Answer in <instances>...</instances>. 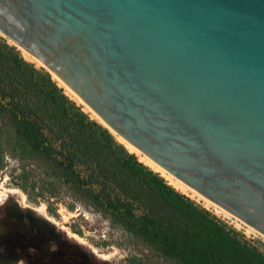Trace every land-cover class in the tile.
Wrapping results in <instances>:
<instances>
[{
	"label": "water",
	"instance_id": "1",
	"mask_svg": "<svg viewBox=\"0 0 264 264\" xmlns=\"http://www.w3.org/2000/svg\"><path fill=\"white\" fill-rule=\"evenodd\" d=\"M0 32L264 235V0H0Z\"/></svg>",
	"mask_w": 264,
	"mask_h": 264
},
{
	"label": "trees",
	"instance_id": "2",
	"mask_svg": "<svg viewBox=\"0 0 264 264\" xmlns=\"http://www.w3.org/2000/svg\"><path fill=\"white\" fill-rule=\"evenodd\" d=\"M0 126L95 210L177 264H264L243 234L143 163L0 36Z\"/></svg>",
	"mask_w": 264,
	"mask_h": 264
},
{
	"label": "rangeland",
	"instance_id": "3",
	"mask_svg": "<svg viewBox=\"0 0 264 264\" xmlns=\"http://www.w3.org/2000/svg\"><path fill=\"white\" fill-rule=\"evenodd\" d=\"M0 36L14 44L1 32ZM77 103L99 121L82 103ZM10 188L21 190L25 197L8 191ZM186 195L243 234L264 254L261 234L248 230L229 212L226 214L203 200ZM41 205L45 209L42 214L36 209ZM19 263L177 264L162 258L139 238L95 210L60 179L54 169L30 150L19 147L12 133L0 126V264Z\"/></svg>",
	"mask_w": 264,
	"mask_h": 264
},
{
	"label": "bare ground",
	"instance_id": "4",
	"mask_svg": "<svg viewBox=\"0 0 264 264\" xmlns=\"http://www.w3.org/2000/svg\"><path fill=\"white\" fill-rule=\"evenodd\" d=\"M8 39L11 40L10 38H8ZM16 46H18L22 50L24 56H26L27 58L33 60L34 62H36V63H38L40 65H43L48 71H50L51 74H52V76L58 80V83L61 86H64L65 87L66 92H68V94H70V96H72L74 100H77L79 103H82L84 105V108L87 111H89L94 117H96L100 122H102L104 124V126H107V124L104 122V120L86 102H84V100L81 97H79L67 84H65L63 82V80L59 76H57L54 72H52L51 70H49L45 66L44 63H42L38 58H36L31 53H29L27 50L23 49L19 45H16ZM107 127H108V129L112 133H114L116 135L118 141L122 142L127 147L128 150H130L131 152H134L136 155H138L139 159L143 163H145L146 165H148L153 170L159 172L169 182V184H171L174 188H176L177 190L182 191V192H184V193H186V194H188L190 196H193L195 198H198L200 200H203V202H205L207 205H213L215 208H217L218 210H221V211L225 212L226 214L228 213L225 209H223L222 207L218 206L217 204H215L214 202H212L211 200H209L205 196L201 195L196 190H194L193 188H191L190 186H188L186 183H184L183 181H181L180 179H178L176 176H174L173 174H171L170 172H168L167 170H165L163 167H161L159 164H157L155 161H153L151 158H149L145 153H143L141 150H139L134 145H132L131 143H129L122 136H120L119 134H117L112 128H110L109 126H107ZM8 191H10L12 193L20 194L21 197H23V198L25 197L24 193H22L21 190H19L17 188H10V189H8ZM22 202H23V200H22ZM36 209L41 214L45 212L44 205H41L39 207H36ZM237 219L240 220L239 218H237ZM240 222L243 223L245 226H247V229L248 230L256 231L257 233L261 234L260 232H258L257 230H255L254 228H252L251 226H249L248 224H246L242 220H240ZM69 233H70L71 236L78 237L75 233H72V232H69ZM261 235L264 237L263 234H261ZM79 240H80V238H79Z\"/></svg>",
	"mask_w": 264,
	"mask_h": 264
},
{
	"label": "flooded vegetation",
	"instance_id": "5",
	"mask_svg": "<svg viewBox=\"0 0 264 264\" xmlns=\"http://www.w3.org/2000/svg\"><path fill=\"white\" fill-rule=\"evenodd\" d=\"M19 264H22V263H19Z\"/></svg>",
	"mask_w": 264,
	"mask_h": 264
}]
</instances>
